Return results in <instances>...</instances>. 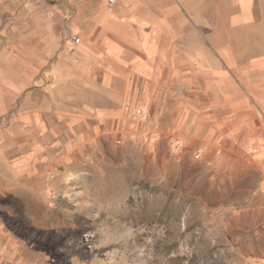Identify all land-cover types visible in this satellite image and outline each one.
<instances>
[{
	"label": "rangeland",
	"instance_id": "374dc122",
	"mask_svg": "<svg viewBox=\"0 0 264 264\" xmlns=\"http://www.w3.org/2000/svg\"><path fill=\"white\" fill-rule=\"evenodd\" d=\"M165 106L49 120L31 172L12 178L5 159L0 264H264V112L238 136L195 119L183 137Z\"/></svg>",
	"mask_w": 264,
	"mask_h": 264
},
{
	"label": "crops",
	"instance_id": "0c3cea01",
	"mask_svg": "<svg viewBox=\"0 0 264 264\" xmlns=\"http://www.w3.org/2000/svg\"><path fill=\"white\" fill-rule=\"evenodd\" d=\"M41 1L0 14V191L5 159L12 178L34 169L49 120L115 121L118 104H170L183 137L195 119L208 137L261 126L264 0Z\"/></svg>",
	"mask_w": 264,
	"mask_h": 264
},
{
	"label": "built area",
	"instance_id": "2783aa9c",
	"mask_svg": "<svg viewBox=\"0 0 264 264\" xmlns=\"http://www.w3.org/2000/svg\"><path fill=\"white\" fill-rule=\"evenodd\" d=\"M108 1H109L111 4H114V3L116 2V0H108ZM79 42H80V38H79L78 36L73 37V43H74V44H77V43H79ZM140 113H141V115L145 116V113H143L142 110L140 111ZM152 137H154V138H159L160 135H159V133H153V134H152Z\"/></svg>",
	"mask_w": 264,
	"mask_h": 264
}]
</instances>
